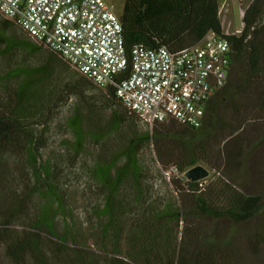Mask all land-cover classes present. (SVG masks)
I'll list each match as a JSON object with an SVG mask.
<instances>
[{"label":"trees","instance_id":"16d2710c","mask_svg":"<svg viewBox=\"0 0 264 264\" xmlns=\"http://www.w3.org/2000/svg\"><path fill=\"white\" fill-rule=\"evenodd\" d=\"M123 3L128 52L135 45L176 52L210 31L223 34L218 0ZM263 13L264 0H252L242 31L226 35L234 75L208 101L199 128L173 121L150 128L112 91L0 16L3 258L10 264H235L232 240L199 237L192 218L247 222L264 210V196L239 191L225 172L207 195L199 183L186 182L191 201L154 186L171 168L183 176L198 165L218 171L219 161L239 165L241 140L230 141L224 120L231 103L248 106L250 96L257 97L255 118L264 119V90L251 85L264 75V25L253 29ZM69 101L73 106L64 110ZM102 108L110 111L107 123L97 114ZM71 170L78 175L70 177ZM72 179L81 190H71Z\"/></svg>","mask_w":264,"mask_h":264},{"label":"built area","instance_id":"2783aa9c","mask_svg":"<svg viewBox=\"0 0 264 264\" xmlns=\"http://www.w3.org/2000/svg\"><path fill=\"white\" fill-rule=\"evenodd\" d=\"M0 16L112 91L149 126L173 121L199 128L208 101L224 88L231 70L225 33L210 31L176 52L143 45L128 52L120 18L105 0H0Z\"/></svg>","mask_w":264,"mask_h":264},{"label":"rangeland","instance_id":"374dc122","mask_svg":"<svg viewBox=\"0 0 264 264\" xmlns=\"http://www.w3.org/2000/svg\"><path fill=\"white\" fill-rule=\"evenodd\" d=\"M105 1L113 6L116 15H121L124 4L123 0ZM251 1L252 0H218V15L223 33L231 35L239 34L242 31L243 12ZM261 17H264V13ZM262 25H264V23ZM233 75L234 70L232 69L229 74L230 79H232ZM251 85H253V87L257 86L258 91L264 90V75L256 79L254 78L251 81ZM256 100V96H250L248 97V106H240V104L236 105L235 103H231L229 106L226 115L227 118L224 120V123L226 125H231V129L226 132V134H229L230 138L232 137L231 139L229 138L230 141L234 138H239V141L241 140V156L238 160L239 165H232L226 168L219 161L220 164L217 162L218 166L220 165L219 171L203 166L209 171V176L207 178L198 181L200 191L203 194L207 195V193L213 191L218 182L221 183L219 177H223L225 172L233 179L235 187L239 191L250 195L264 196V119L255 118L256 111L253 105L256 103ZM73 103L74 101H69L63 109L68 110L73 106ZM97 114L102 122L107 123L110 115L108 109L102 108ZM217 114L222 115L220 109L217 111ZM55 130L56 129L53 131ZM167 172L169 173L168 176H166ZM72 173L74 174H71L70 177L78 175L74 171H72ZM164 175L165 179L159 180L154 186V189L158 190L160 194H163L162 191L164 189L172 191L177 199H179L181 192L185 195V199L188 198L191 201L194 198L191 193L186 191L185 183L188 182L186 178L177 175L176 172H173L171 169L165 171ZM70 181L71 184L69 187H71V190L79 191L82 189L80 180L72 179ZM84 208L85 205L77 206L79 211ZM192 221L194 225H196L199 237H212L216 244L232 240L235 264H264V210L258 213L254 218L243 223H236L225 217L212 218L204 215L193 217ZM187 225L189 227L190 224ZM125 233L127 234V231ZM3 256V249L0 245L1 264H10Z\"/></svg>","mask_w":264,"mask_h":264},{"label":"water","instance_id":"95a60500","mask_svg":"<svg viewBox=\"0 0 264 264\" xmlns=\"http://www.w3.org/2000/svg\"><path fill=\"white\" fill-rule=\"evenodd\" d=\"M264 23V17H260L258 22L254 25L253 29ZM209 176V171L203 166H194L186 170L183 177L188 180L191 187H195L198 181L205 179Z\"/></svg>","mask_w":264,"mask_h":264}]
</instances>
